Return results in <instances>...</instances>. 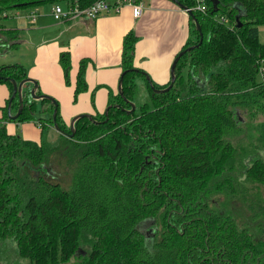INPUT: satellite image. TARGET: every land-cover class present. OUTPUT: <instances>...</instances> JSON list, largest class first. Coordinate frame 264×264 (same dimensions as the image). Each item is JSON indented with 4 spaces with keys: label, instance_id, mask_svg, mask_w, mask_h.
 <instances>
[{
    "label": "trees",
    "instance_id": "obj_1",
    "mask_svg": "<svg viewBox=\"0 0 264 264\" xmlns=\"http://www.w3.org/2000/svg\"><path fill=\"white\" fill-rule=\"evenodd\" d=\"M43 1L55 0H0V19L7 8ZM180 1L192 9L203 39L180 55L169 89L154 91L134 65L137 36L129 31L122 94L109 98L106 113L77 118L72 136L59 102L42 97L37 104L30 81L17 118L7 115L8 98L0 106L1 259L11 256L3 250L12 242L14 257L29 264H264V0ZM189 24L193 37L179 50L199 40L190 15ZM59 62L69 82L68 51ZM84 72L83 58L74 97L87 86ZM0 74L27 76L16 62L1 63ZM138 76L152 104L135 103L129 111L123 96L135 102ZM0 82L11 94V81ZM169 82L151 80L159 88ZM240 111L261 116L247 143L232 140L243 128ZM8 120L39 122L41 131L50 125L59 137L25 138L8 131ZM231 199L246 212L228 206Z\"/></svg>",
    "mask_w": 264,
    "mask_h": 264
},
{
    "label": "crops",
    "instance_id": "obj_2",
    "mask_svg": "<svg viewBox=\"0 0 264 264\" xmlns=\"http://www.w3.org/2000/svg\"><path fill=\"white\" fill-rule=\"evenodd\" d=\"M139 1L142 2L143 12L137 18L133 17L131 6L127 3H123L118 12L101 13L95 18L79 16L71 19H56L51 12L54 3L65 8L68 6L67 0L16 6L4 14L5 17L11 14L7 17L12 22L10 25L0 19V56L10 49L25 48L26 57L28 53V62L23 66L26 75L36 80V88L50 93L59 102L65 122L69 123L76 113L102 111L106 109L109 98L119 92L123 40L129 31L137 36L133 51L134 65L146 71L157 84L170 79L174 55L192 37L189 14L174 0ZM6 30L9 31L8 35L4 32ZM12 42L16 46H10ZM63 50L70 55L69 84L65 83L59 62ZM83 58L87 86L74 97L77 72ZM14 62L21 64L17 58L1 61L0 64ZM6 88L9 92L7 84ZM7 98L4 97L0 106L6 103ZM69 108L71 113L66 111ZM8 123V131L15 133L9 129ZM36 127L40 129L38 124ZM24 130L27 132L25 138L36 135L27 127Z\"/></svg>",
    "mask_w": 264,
    "mask_h": 264
},
{
    "label": "rangeland",
    "instance_id": "obj_3",
    "mask_svg": "<svg viewBox=\"0 0 264 264\" xmlns=\"http://www.w3.org/2000/svg\"><path fill=\"white\" fill-rule=\"evenodd\" d=\"M144 2H146V0H144ZM13 8L14 7L7 8L5 12L8 14L10 12V10ZM10 16H11V14L7 15V17H10ZM7 17L4 16L2 18V22L6 25H10L12 22L10 19L7 20ZM259 37L262 41H264V25H261V28H259ZM10 48L11 47H9L8 50ZM24 50H25V48L23 47V50H22V48L21 49H10L8 53H7V51H4L3 52L4 55L0 56V62L1 61H7V60L12 61V60H14V58H17L20 60L21 64L23 66H25L28 62V53H27V57H26V55L24 54L26 52V50L25 51ZM65 83L69 84L70 82H65ZM136 83H137V85H136V94L134 97V101H135L134 103L140 104L142 102H147L148 105L151 106L152 103H151V100H150V97L148 94V90H147L144 78L141 76H138L136 78ZM22 88L26 89V86H24ZM35 94L51 95L50 93L41 91L39 89V87H37V91L35 90ZM5 96L9 97L10 94L8 92V89L6 88L5 82H0V102L4 101ZM32 97L36 98V97H34V94L32 95ZM15 99L18 100L17 96L15 97ZM36 99H37L36 100L37 104H39L40 99L39 98H36ZM67 110H68V112L71 113L70 108L66 109V111ZM14 112H15V110H14V108H12L11 113H14ZM240 112L242 114V115H240V117L243 118V122H244L243 128L238 134H236L232 137V140H234L235 142L247 143V142L255 139V131H256L255 130V122L259 121L261 119V116H260V114H256L255 116H252L251 114L246 113V111H240ZM8 121H9V123H8L9 129L13 132L21 134L23 137H24V134L27 133L26 130L23 131L24 127L25 128L27 127V129L29 131H34L36 133V135H34L31 138H33L32 140H35V141H39L42 138V140L44 139L45 141L54 143L57 141V139L59 137V131L50 125L41 131V129L36 127L37 122H35V121H31V120H25V121H19V122L14 121V120H8ZM263 155H264V153H263ZM42 167L44 168V166H42ZM59 174L62 175L63 173L61 171H59ZM68 180H69V176L67 175L66 181H68ZM221 198L222 197L219 195L213 197V199L218 200V202L220 200H222ZM229 202H231V203L228 204V206H231L234 210H238V211L241 210L242 212H246L243 208L240 207L242 205L240 204V202L238 200L231 199V200H229ZM149 226H150V224H149ZM149 226H148V229L146 228L147 229L146 230L147 236H149L150 232L152 231V227H149ZM8 244L11 245L10 251H8L7 247H4L3 253H5V255L10 254L11 256L9 258H8V256L6 258H3V259L0 258V264H29V261L27 258L14 257V255L12 253V250H13L12 242H11V244L10 243H8ZM13 252H14V250H13ZM72 260H73V258H71V261Z\"/></svg>",
    "mask_w": 264,
    "mask_h": 264
},
{
    "label": "water",
    "instance_id": "obj_4",
    "mask_svg": "<svg viewBox=\"0 0 264 264\" xmlns=\"http://www.w3.org/2000/svg\"><path fill=\"white\" fill-rule=\"evenodd\" d=\"M181 8L183 9H186V11L189 13V15L192 17V19L194 20L195 22V25H196V29L198 30V33H199V40L197 43H193V44H190V45H187L186 47H184L183 49L179 50L178 53L174 56L172 62H171V65H170V82L168 83V85H166L165 87H162V88H159V87H154L151 83V80H150V77L148 75V73L144 70H142L144 73H145V76L146 78L149 80V83L151 84V86L153 87V90L156 91V92H159V91H164V90H167L169 89L174 80H175V73H174V70H175V65H176V62L178 60V58L180 57L181 54H183V52H185L186 50L194 47V46H197L203 39V33L201 31V27H200V24L196 18V16L194 15L193 11L191 8L187 7L184 3H182L180 0H174ZM129 69H134V70H138L137 67H133V68H129ZM126 70L128 69H124L121 74H120V77H119V81H118V89H119V92L120 94H122V90H121V81H122V77H123V74L126 72ZM0 78H8L11 83H12V91H11V94L7 100V115L10 119H15L17 118V116L19 115V113L21 112L22 110V107H23V99H22V87H23V84L24 82L26 81H31L33 83L31 89H30V93L33 95L34 94V97L36 98H41V97H47V98H50L54 105L56 104L55 102V99L51 96V95H47V94H35V88L37 86V82L35 79L31 78V77H23L21 78L19 81H17L14 77H7V76H3L0 74ZM17 96L18 98V107L16 109V111L14 113H11V101L12 99ZM124 99L128 100L131 104V107L130 109H128L129 111L133 110L134 107H135V103L132 101V100H129L128 98H126L125 96H123ZM107 108L105 109V113L107 112ZM56 106H54L53 108V111H52V119H53V126L56 127ZM82 116H87L89 117L90 119H92V115L88 112H81V113H76L74 114L70 121H69V124H70V128H71V131L69 132V136H72L73 133H74V126H73V123L74 121L79 118V117H82Z\"/></svg>",
    "mask_w": 264,
    "mask_h": 264
},
{
    "label": "built area",
    "instance_id": "obj_5",
    "mask_svg": "<svg viewBox=\"0 0 264 264\" xmlns=\"http://www.w3.org/2000/svg\"><path fill=\"white\" fill-rule=\"evenodd\" d=\"M123 3H127L131 6V12L133 17L137 18L141 16L143 12L142 2L139 0H115L114 2L108 0H95L89 5L79 6L77 3L68 4L63 8L59 3H54L51 8V12L56 19H71L79 16H86L89 18H95L101 13L105 12H118L122 7ZM196 8L204 10L205 6L203 3L196 5ZM186 11V9H185ZM34 19V13L32 14ZM259 70L261 78L264 82V61L261 60L259 63ZM40 125L39 122H37Z\"/></svg>",
    "mask_w": 264,
    "mask_h": 264
}]
</instances>
